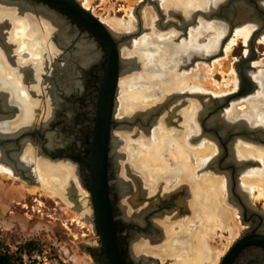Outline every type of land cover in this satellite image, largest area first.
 <instances>
[{"label":"rangeland","instance_id":"rangeland-1","mask_svg":"<svg viewBox=\"0 0 264 264\" xmlns=\"http://www.w3.org/2000/svg\"><path fill=\"white\" fill-rule=\"evenodd\" d=\"M79 1L81 2V6L83 8L91 11L106 26L111 27L117 31H124V32H126L125 30L131 31L133 28H135L136 26L135 7L140 2H142L144 3L143 7L146 8L147 11L150 8L153 9V11H155V16H153L150 20H149V17L151 16V14L148 17L147 16L148 12L145 10L143 11L142 18H143V21L145 22L143 25L148 26V27H153V28H150L151 29L150 31L154 29V31L156 30L158 32H161L160 30L156 28L157 22L151 25V23L159 16L157 14V10L155 9V7L152 4H149L147 0H133L130 2L127 0H88V1L79 0ZM158 1H159L160 6H162L163 9H165L167 13L166 16L169 19H175L174 17L171 16L172 15L171 11L167 10L168 6L167 4L165 5L166 2L164 0H158ZM182 1L181 0H172V1L168 0L167 2H170L169 6H173L171 8L173 9L177 8L179 9V12H180L181 10L183 9L186 10L187 8L193 9L195 7L207 6V4L210 1L212 2L213 0H188L190 3L189 4L190 6H187V8L181 5ZM26 15L27 14H25L24 16ZM23 20L26 21V19H23ZM148 20L151 22L150 24L148 23ZM2 21H4L5 24L7 23L6 24L7 25L6 36L10 37L11 35L9 42L15 44L14 51L21 52L23 49L20 43L12 39L13 29L11 25H9V23L10 21L13 22V20L9 17L8 18L5 17V19L3 18ZM176 21L178 23H182L180 20H176ZM213 22H222L223 24L227 26V27H223L225 31L223 32L218 44H216L214 47H212L213 45H211L209 41L215 32L212 29H207V26ZM41 25L44 26L43 20L41 22ZM128 25H130L131 27L126 28ZM242 25L243 24H241V26ZM237 27H240V26H237ZM236 28L234 30V33L228 38H226L225 43L223 45L222 52H219L218 48H219L221 40L225 38V36H227L228 24L225 21L224 22L220 20L216 21V19L207 20L206 18H201L200 20L199 18L195 24H191L190 26H188V29L185 33H182L178 36L179 40L181 39L180 42H177L176 40L174 44L171 43V47L173 48V50L181 49L182 45H185V44L186 46H188L187 47L188 49H186L184 52H181L179 54L177 53V58H180L181 56H184V57L183 59H180V64L179 65L177 64L176 66L177 69H174L173 71L175 78L180 74H184L186 75V79L188 82L187 84L198 86L196 88H192L191 89L192 92H195V91L202 92L205 90L204 92L206 93L193 94L189 90L183 91L181 95L178 97V99L182 101L184 100L185 104L181 103V105L176 110L181 114L182 118L179 119L178 115L173 114V117L171 118L172 120L169 122V124L167 122L161 123L162 125L159 124L161 118L163 119V117L166 116L167 114L166 112H168L169 110L168 109L166 111V107H165L164 109L165 112L161 115V113L164 110L161 111L157 115V119H155V121L152 122V124L149 126L148 129L142 128V126L139 123H135L130 126H124L122 127V129H119L117 126H115L112 129V134L114 135V137L117 139L124 138V139H121L122 140L121 143L115 146V150L117 152L123 151L125 152V155L123 154L122 156L116 159L117 167L115 168V170L113 169V167L111 168L110 174L112 175L113 182H116V179L118 176L122 177L126 174L125 171H127L128 166L129 168L131 167L133 172L135 173L140 172L144 174L143 176L148 177L149 178L148 180L151 184L152 180L155 178V175L157 173L164 172V171L166 172V170L168 169L180 167L184 169L189 168L191 171L192 170L196 171L197 168H199V166H202L205 162L207 163V165L211 162L212 159H213L212 162H214L215 160L214 158H217L216 156H218V154L221 151L220 143L214 138L213 135H209L211 133L207 132L206 134H203L202 127L199 124V122L194 120L193 118H192L193 121L190 119L191 114L189 115L190 117L186 116L185 119L183 117L187 115V112H189L188 109H191L194 100L195 101L197 100L198 102L200 101L199 103L202 104V105L200 104V108L201 106L204 107L205 105H208V104L211 106L212 98H215V99L223 98L239 90L238 89L239 88V74L237 71L236 64L244 56H246L247 53L249 52L250 38H251L252 33L248 37L247 41H244L241 37L235 36ZM150 31L147 28H144L143 31L138 36H135L132 38L130 45L133 46L134 50L137 44L135 40L137 38H140V36H142L143 34L144 35L149 34ZM170 31L171 33H174V36H176L178 33L177 30H173V29H171ZM262 35L263 34H261L257 38V41L255 42V57L250 62V67L248 68V72L252 74L253 77L255 74L257 75V74H261L262 71L264 72V41L261 40V38H263L264 36L262 37ZM235 37H236V40H234ZM127 44L122 43L120 46V52L122 51L120 54L122 58L124 56L123 50H125V47L129 45ZM194 49L202 50L204 52L203 54L205 53L210 54V57L206 60L197 58L194 61H192V59L190 58H191V55ZM1 50L3 51L4 56L7 58V52H5L2 48ZM49 50L51 51L50 47H49ZM21 54L22 55L24 54V58L26 59H34L32 58L31 53L27 52V49L23 51ZM133 54L137 58L136 60L138 62V67L134 68L133 70L129 72H126V74L122 75V77L120 78L119 86H118L117 93H116V106H115V112H114L115 118H120V117L125 118L126 117V116L118 117L119 110L121 108L120 107L121 99H122V96L124 97L125 95L123 88L120 85L122 81H125V80L129 82L132 81L131 87H135L136 86L135 84L139 83V81H142V79L138 77L139 75H141V72H138V71L145 68L144 58H142V56L138 53H133ZM148 57H149L148 63L153 65L154 64V60H153L154 54L152 51L150 52V56ZM24 58L20 56L19 57L15 56V59L17 63H19V65H20L21 60ZM184 59H187V61H184ZM8 61L12 63L11 60H8ZM10 62H7V63L10 65ZM218 64H220L221 67ZM19 65H15V66H19ZM231 69L234 70V73L237 76V84L233 83V75L231 73ZM220 71H224V72H220ZM179 72L181 73L178 74ZM136 74L138 75L137 76L138 78H136ZM197 75H200L201 82H198V80L195 79ZM40 76L41 75L38 72L35 75V78L37 79V81L26 82L28 83L26 85L27 86L31 85V87L33 88V91L29 93V96H30L29 98L31 101L36 103V105L38 104L35 109L36 115H38L39 118L41 116H43L44 118L46 108L43 104V99L40 96L42 92L41 90L42 82H41ZM151 78L155 79L156 76L155 75L153 76V74L151 76V74H149L146 77L147 81H150ZM227 80L228 81L230 80V81L227 83ZM147 81H144L142 83H146ZM166 81L167 79L164 81L162 80L160 81L161 84L165 87V89H167L166 87H168V85L169 86L172 85L171 81H168V83H165ZM253 81L255 82L256 85L252 92L244 96H241L237 99H233L229 101V103L224 104L222 106V108L219 111V114L223 116V118H224V111H226L232 105V102L236 104L239 103L240 105L244 104L243 107L245 108L247 104H250V102H252V99H256L255 95H258V93L261 91L262 88L258 80H253ZM142 83H139V84H142ZM186 86H189V85H186ZM137 92L138 91L136 89L132 90V93L133 94L135 93V95L137 94ZM167 92L168 91H166V93L161 94L162 97H159V98H156L155 94L149 95L147 93L148 95L142 97L141 100H138V101L136 100L137 104L138 105L145 104L147 107L150 108V106H153V103L155 101L160 100V99L162 100L166 99L167 95L170 94ZM250 96L251 97L255 96V97L248 99V97ZM188 97H191L192 99L191 106H189L187 102H185L188 99ZM260 100H261V103L264 101V99L262 98ZM137 104L134 105V107H131V111L133 109L132 111L133 113L132 112L128 113L127 114L128 117L133 115L135 111L138 112L142 110L141 108L137 107ZM174 106H176V104H174ZM239 106H238L239 109L237 108L238 111L233 115L234 120H239L238 118L243 115V110H241L242 107H239ZM261 106L264 109V105L261 104ZM261 106H258V107H261ZM185 110H187V112H185ZM126 113L127 111H124V114ZM192 117L195 118V115ZM212 117H215V114H211L208 119L210 120V118ZM252 118H254V116ZM186 129H188L190 133L186 132ZM194 129L196 130L198 129V130L194 131ZM200 131L202 132V134L197 136L200 133ZM48 133H51V132H47V134ZM125 134L127 135L126 137H125ZM128 135L130 136V138L128 137ZM234 137L235 139L233 141V144L235 146L232 148L234 152L231 151V154H232L231 156L236 157L238 159H246V160L249 159L250 161H252L246 164L243 168H241V170H239L240 173H239L238 180H239L240 189L242 191H245L248 198H251V202L253 204L264 209V190L263 188L256 187L257 185L255 186L253 185L249 187V185L243 181V180H247L248 178H250V176L252 178V172L257 173L258 175H260V177H261V174H264L263 159H261L259 156L256 157L253 154H250L247 152L243 153L239 151V144L241 145V144L246 143V145L248 146V149H250L252 152L253 150L254 151L256 150L259 154H264V144L258 141L249 140L248 138H244L241 135H236ZM155 138H158L159 142L160 141L163 142V140L165 141V139L166 140L168 139V141L172 142V147H169L168 145V147L165 148L166 150H162L161 152H159V149H158L159 145L156 144ZM172 138L174 140H171ZM125 139H126V142H125ZM211 145H215L217 149L216 151L209 153L211 151L210 149ZM175 146H177L178 150L176 152L179 155H182L183 153L182 156H184L185 151H187L188 155L190 153L192 162L185 159L187 160L186 165L180 164L177 161L178 157L174 154ZM206 146H208L207 148L208 151L204 149V147ZM29 147L31 148V150L33 149L35 151L33 155L31 154L32 157L30 158H28L29 156L27 155V152L30 149ZM23 151H24V154L22 153ZM200 151L201 153L202 151H205L207 153V158L205 159V161H203L202 164H198L197 163L198 159H196V158H199ZM22 152L18 154V158H20L19 160H21V162H24L26 164H28V162H31L28 165V166H31L29 167L28 172L30 176L34 175L35 177L33 176V178L37 180L36 181L29 180L28 178H23L21 175L16 173L14 171L15 166L12 163L11 164H8L7 162L5 163V160L2 157V153L0 152L1 154L0 163L7 166L8 167L7 170L11 174V175L6 176L3 171H0V238L5 242V244L9 247V249L13 252L17 251V253H19L23 249H27L31 251L39 249L44 255L48 257V259L52 262V264H96L95 262H93V258L89 254V252H87V250H85V248H83L82 246V244H87V243H90V244L98 243L99 237H98V232L95 228V223L93 220V209H92V204H91L90 199H89L90 200L89 208H90V213H91L92 218L90 217L89 213H87V215L82 213L87 209L86 206L84 205V202L82 201L85 198V196L87 197L88 194H90V192H89V188L82 183L81 173H79V167L76 166L77 163L71 160L65 161L62 158H59L58 160L57 159L52 160L50 157L45 156L44 154L38 152V145L36 144V142H26L24 150H22ZM138 159L142 162L141 165H138L137 163ZM38 161L39 163H42V164H45V163H49L51 165L68 164V166L74 167L72 172L66 174L67 175L66 189H65L64 195L55 194L54 192H50L49 190H46L43 187L41 178L37 174L38 172L37 169L39 168ZM36 165L38 168H36ZM202 170L208 171L206 176H202V182L205 181V185H206L207 198L208 199L213 198L214 200H217V202L215 203V206L218 208V210L222 209L223 215L224 216L226 215L227 218L229 217L233 219L234 224H235V220H238V210H237V207L231 204L230 201L228 200V195H229L228 187L229 186H227L228 179H227V176L225 175V172L222 169L220 170L219 168H215L209 165L204 167V169ZM28 172H26L25 174L28 175ZM262 177H263V182H264V176ZM58 185H61V184H58ZM114 185H115L114 188L116 190L115 199H114L115 200L114 201L115 213L117 217H120L121 215L120 205L123 202L122 201L123 197L119 195L116 184ZM30 188H36V191L32 192L30 191ZM67 189H70L68 193H66ZM257 190L259 191V193ZM185 192H186L185 189H182V191H179V193L175 196L174 201L177 203L178 200L182 196L186 195ZM261 192H262V197L260 195ZM256 196L259 198H257ZM174 207H176L175 204L173 205V208ZM189 212H190V209L187 207L186 212H184V214L182 212V214L187 215L189 214ZM210 217H213V216H210ZM203 220L204 219H202V222ZM206 226L208 227V229H203V232L206 230L208 231L210 230V237L208 238L209 243L221 249L219 250L220 253L223 251H226V249L231 244L236 234L235 235L231 234L229 232V229L225 226L223 227L218 226L217 228L214 227V226H217V220L209 221L208 223H206ZM121 228H123V226ZM164 234H165L164 229L163 227H161V238L164 236ZM203 237L206 238L204 235ZM27 243H31V248L26 246ZM134 251L137 252L136 250ZM147 254L153 255V257L151 256L153 260L150 261L149 264H181L182 259H183L182 257L175 256V255H168L165 258H163L161 256V253L158 254L157 252L147 253ZM191 256H193V254H191Z\"/></svg>","mask_w":264,"mask_h":264},{"label":"flooded vegetation","instance_id":"flooded-vegetation-1","mask_svg":"<svg viewBox=\"0 0 264 264\" xmlns=\"http://www.w3.org/2000/svg\"><path fill=\"white\" fill-rule=\"evenodd\" d=\"M13 1H16V3H24L26 6L25 8L28 9L27 11H29L31 13V16L36 19L38 18L40 20L46 19L48 23L55 21L57 27L56 26L54 27L58 28L59 31L60 29L64 30L68 36L65 35V37L67 38V42L65 45H62L61 42L59 41V31H56L55 29L52 30L51 38L54 39V42L57 44V47L59 49L58 52L51 57V61L49 64L48 62L45 61L46 58L44 59V65L42 67V70H39V73L41 75L40 76L41 82H42L41 84L42 92L40 96L43 99V104L46 103V105H48V107L45 106L46 111L44 114V118L42 116L41 117L42 119L40 118L39 121L34 122L32 125H25L23 127L14 128V129L2 128L1 126L3 127L6 126L7 121L11 122L12 119H14L13 120L14 123L19 122L21 124L23 120L22 118L23 114L21 109L22 108L21 99L18 97L19 95L17 96L16 92L13 91V88L15 87V85L17 86V84L10 86L11 94L6 88H2V86H0V107L2 106L0 108V152L2 153V157L4 158L5 162L11 164L9 160L14 156L19 160L18 154H20V152L24 149L26 142H36V144L38 145V152L44 154L45 156L50 157L52 160H56V159L58 160L59 158H62L65 161L71 160L77 163L76 166L79 167V173H81L82 183L89 188L88 171H89L90 144H91V137L93 134L92 124L96 119L95 112L97 108L96 106L97 92L100 88L99 85L102 79V73L105 70V65L107 60L105 46L94 34H92L87 28L81 26L71 16L67 15L58 8L42 0H13ZM70 1L71 0H66L65 3L63 1L58 0L59 3L64 4L67 8L77 10L75 4H73ZM147 16L149 17L150 14ZM39 19L38 21L41 24V21ZM169 22L170 21L168 20L167 21L161 20V23L160 24L158 23L156 28L161 32H167V33L171 32L170 31L171 29L177 30L175 26H173ZM148 23L150 24L149 20ZM177 31L180 34H182L181 31L179 30ZM175 37L176 36H174V38L171 37L167 39L170 47H171V43L174 44V42H176L177 38L175 39ZM164 40L165 39H163V41ZM81 42L83 44H87V45L89 44L90 48L89 47L88 48L90 52L94 53V56L89 61L84 62L82 60L81 61L78 60L77 58L76 52L78 48H80V46L78 45L79 44L81 45ZM160 44L164 45L163 43ZM0 47L1 48L4 47L3 50L7 52V54H10L11 45L10 44L8 45V41L7 40L5 41L4 38L3 40H0ZM44 49H45V56L48 57L47 47L46 48L44 47ZM119 52H120V48H119ZM21 56L24 57V54ZM120 57H121V65L123 69V63H122L123 58L122 56ZM181 57L177 58L176 60L167 59L169 61L171 60V62L166 61V58H163V61H165L169 65H167L166 68L164 67L159 68L160 71L159 73L157 74L153 73L156 76L154 81L158 82L160 79H164V78L168 79L169 77H171L172 85L169 86L167 84L168 87H166L167 89H165V87L162 84L157 83L154 86V91H155L154 94L156 98L162 97L161 94L166 93V91H168L167 93L170 94L167 95L166 99L157 100L153 103V106H150V108L147 107L148 109L152 110L151 111L152 115L151 114L149 115L148 113V115L146 116L147 119L146 121L139 116L134 118L135 119L134 124L139 123L142 126V128H147V126L149 128V126L152 124L151 122L153 121V119H157V115L165 109L168 103L169 104L166 107V111L168 109L170 110H168L167 116L169 115V112L173 113L174 112L173 110H177L178 107L181 105V103L185 104L184 100L182 101L178 99V97L174 98L175 93H180L181 95L183 91L182 92L176 91L174 90L173 87L174 86L173 83L175 82V80L173 79L174 76L173 71L174 69H177L176 67L177 64L178 65L180 64V59H183L184 56ZM25 59L26 58H24V60ZM12 63H10V66L12 68H17V69L19 67L23 68L18 70V72L19 75L20 74L22 75L21 84L25 88L27 86L26 84H28L26 82L37 81V79L34 78L37 72H35L33 68H27L32 66H27L26 68H24L25 67L24 65L16 67L15 65H18L16 59H13ZM66 66L68 67V71H70L72 76L71 77L72 79L71 78L68 79L70 80L69 82L68 81L63 82L65 78V73L68 72L67 70H65ZM144 70L145 69H142L140 71L142 74L140 75L142 80H144L148 76L147 73L146 74L142 73ZM30 71L32 74L30 73ZM241 71L244 78L250 77V81L252 80V78L253 80H256L253 77V75L248 72V68L246 69L244 68ZM122 75L119 77V81ZM49 80L51 84L49 83ZM240 80L241 78L239 77V85H240ZM165 83H168V81H166ZM69 84L71 85V87H68ZM51 85H52V89H51ZM30 86L31 85H28L27 87L29 88ZM49 89H51L50 92ZM187 90H189L193 94L206 93L204 92L205 90L203 92H198V91L192 92V90L190 89ZM172 94L174 97H171ZM47 96H49L50 101H47L48 99ZM255 96L257 97V95ZM255 96L252 97L250 96L248 97V99L254 98ZM185 102H187V104L191 106L192 103L191 97H188V99ZM174 104H176V106H174ZM218 105H219L218 102L216 103L212 102V105L210 106L211 110L214 107H217ZM202 109L203 107L201 106L199 113H196L194 119L198 121L199 124L201 125L203 134H206L207 132L211 133L209 135H213L214 138L220 143L221 151L218 156L224 154L225 162L222 161L221 163L218 162L214 163L212 167L219 168L220 170L222 169L225 172V175L227 176L228 173L230 177H231V173H234L238 170L237 177H239V170L241 168L238 167V165L241 163L237 165L235 160H237L238 162L240 160H246V159L239 160L236 157H232V156L229 157V154L232 155L231 151H233L232 148L235 146L233 144V141L235 139L234 136L241 135L244 138H248L249 140L258 141L264 144V136L262 132L258 133L255 131V128H259L260 126L264 127V119H260V118L257 119L254 117L252 118L254 120L253 122L252 120H249V118L246 115L244 116L242 115L238 118L239 120H234L233 118L234 116L232 117L228 116L226 114V111H224V119L227 122H233L234 124H236L231 129H229L230 128L229 124L226 121L224 122L221 117H218L219 115L218 113L215 114L216 118L214 117H212L213 119L210 118V120L208 121L209 123L207 122L203 123L202 122L203 119L201 118ZM157 110L159 111L157 112V115L154 116L153 113H156ZM164 112L165 110L161 113V115ZM177 115L179 119L182 118L180 113H178ZM213 120H217V122L216 121L214 122ZM246 126L248 127L246 128ZM47 132H51V133L47 134ZM202 132L200 131V133L197 136L202 134ZM48 135H51L52 137L54 136L53 139H55L56 142L53 144H48ZM205 165H207L206 162L202 166H199V168H197L196 171L195 170L191 171L189 168L184 169L180 167L168 169L166 170V172L164 171L157 173L155 175V178L152 180L151 184L148 180L149 179L148 177H145L143 176L144 174L137 172L136 175L137 176L141 175L138 176L141 178L139 179L136 176L135 179L137 181L138 187L142 186L146 191V196L143 197L141 195H138L135 196L133 202H128V201L125 202L124 194L122 195L119 194L123 197V202L121 203V207H120L121 210L120 217H117L115 213L114 199H115L116 190L114 188L115 183L113 182L112 175L110 174L111 175L110 191L113 194L112 208L115 217V227L118 234V241L121 249V254L125 264H149V262L153 260V258H151V256L153 257V255L150 254L148 255L147 253L157 252L158 254L161 253L162 255L164 254L167 256L170 255V249L171 248L173 249L176 246V244H179L181 242L182 240L181 236L183 234V230L186 231L185 235H187L188 237H193V235L191 234L193 230V227L192 228L190 227L192 226L191 224L193 225L197 224V227L199 226V224L201 226L202 219H204V217L207 215L217 216L218 220L216 219L217 220L216 228L218 226L220 227L225 226L229 229V232L231 234L234 235L236 234L234 236L233 241L226 249V251H223L221 252L222 254L221 253L219 254L217 264H264V209L256 206L251 202V198H248L245 191H242L240 189L239 180L235 185H233V182H231V178H230V181L227 180L230 191L228 195V200L230 201L231 204L235 205L238 210V220H235V224H234L233 219L224 216L222 209L218 210V208L215 206L217 200H214L213 198L210 199L207 198L205 181L202 182V176H206L208 172L204 170L205 171L204 173V171L202 170L204 169V167H206ZM111 168H112V162L109 161V170H111ZM14 171L19 175H21L23 178H28L29 180L36 181L33 178V176L25 174V172L20 168L18 169L15 167ZM141 179L144 182H142ZM140 182L142 185L140 184ZM154 188L157 189L154 190ZM136 189L131 192L132 193H134L135 191L137 192ZM182 189L186 190L185 192L186 195L182 196L176 203L174 201V198L179 193V191H182ZM174 204L176 205V207L173 208ZM147 205L148 207H146ZM140 206L141 207L144 206L146 209V210L144 209L145 211H143L144 215H142V222L143 221L144 222L142 224L141 221H137L136 219L134 220V216H133L134 213L136 214V212L138 211V207ZM187 207L190 209V212L187 215H183L184 212H186ZM178 222H184L183 226H179ZM230 224H232V227ZM122 226L123 228H121ZM161 227H163V229L165 228L164 229L165 234L162 238H161ZM154 236L158 238L160 237V239H157ZM143 240H149V241H145L146 244L143 245V247L141 248L143 250H141L138 247L140 246L139 244H141ZM259 243L260 244L263 243L262 244L263 246L262 245L259 246L260 245ZM164 244L166 246H164ZM135 245L138 246L136 247ZM161 245H163L164 247ZM82 246L92 256L93 262H95L96 264H109L103 246L99 241L96 244L87 243V244H82ZM134 250H136L137 252H135Z\"/></svg>","mask_w":264,"mask_h":264},{"label":"bare ground","instance_id":"bare-ground-1","mask_svg":"<svg viewBox=\"0 0 264 264\" xmlns=\"http://www.w3.org/2000/svg\"><path fill=\"white\" fill-rule=\"evenodd\" d=\"M58 2V0H55ZM88 1V0H86ZM127 1H133V0H127ZM166 3L165 5L167 4V6H169L170 2H167L168 0H164ZM172 1V0H171ZM182 1V0H181ZM59 3V2H58ZM86 3V2H85ZM60 6H63V7H66L64 4H61L59 3ZM189 1L188 0H183L181 5H183L185 8H187V6H190L189 5ZM87 6V5H86ZM25 4L24 3H16V1H13V0H0V40H4L8 41V45L10 44L11 45V52L10 54H7V58L4 56V53L3 51L1 50V47H0V79L1 80H5L7 83H9V80L11 81L10 83V86L11 85H15L17 84V86L15 85V87L13 88V91L16 92V95L21 99V109H22V123L20 124L19 122H13L14 119H12L11 122H8L7 125L5 126V128H19V127H23L25 125H32L36 119L37 121L40 120V117L38 115H36V103H34L33 101L30 100V96H29V93H31V91H33V88L30 86L29 88L26 86V88L21 84L22 83V75H19V72L18 70L20 69H23L22 67H19L18 69L17 68H12L7 62H10L8 60H11L13 61V59H15V56L17 57H22L21 53L23 51H25L27 49V52L31 53L32 55V58L34 59H22L21 62H20V65L19 63H17L19 66H22L24 65L26 68L27 66H32V67H27V68H33V70L35 72H39L38 70H42V67L44 65V59L46 62H48V64L50 63L51 61V57L53 55H55L57 52H58V47H57V44L54 42V39L51 38L52 36V30L55 29L56 31H59L57 27V24L55 21H52V22H49L46 20V19H39L41 22L42 20L44 21V26L40 24V22L38 21V19L34 18L31 16V13L29 11H27L28 9L25 8ZM70 9V8H68ZM78 10V9H77ZM147 11L146 8L143 9V11ZM32 11V10H31ZM76 11V10H75ZM143 11H142V17H143ZM79 12V11H78ZM148 15L151 14V16L149 17V20L152 18V15L155 16V11H153V9H148L147 11ZM170 12V11H169ZM80 13V12H79ZM172 13V12H171ZM25 14H27L26 16H24ZM41 14V13H40ZM167 14V13H166ZM28 16V17H27ZM132 16V15H131ZM5 17H9L13 20V22L10 21L9 25H11L12 29H13V40L14 41H17L20 43L21 47H22V51H18V52H15L14 51V46L15 44H11L9 41V39L11 38V35L10 37L6 36V30H7V23L5 24L4 21H2V19ZM82 17V16H81ZM136 17V16H135ZM23 19H26V21H24ZM165 19H168V17L166 16ZM143 20V18H142ZM158 21V18H156L152 23L151 25H153L155 22ZM167 21V20H165ZM250 22V21H248ZM59 23V22H58ZM132 23V21H131ZM136 23V22H135ZM145 22L143 21V24ZM125 24V23H124ZM134 24V23H133ZM6 25V27H5ZM90 26H92L91 24H89ZM257 24H255L254 22H250V23H243L242 26L240 27H237L236 28V37H241L244 41H247L248 37L251 35V33L253 32V30L255 31V27H256ZM56 26V27H54ZM44 27V28H43ZM93 27V26H92ZM131 26L128 25L126 28H130ZM223 27H227L225 24H223L222 22H213L211 23L210 25L207 26V29H212L214 30V35L210 38V44L213 45L212 47H214L216 44H218V42L220 41L221 39V36L223 34V32L225 31V29ZM95 28V27H94ZM150 28H153V27H150ZM45 29V31H44ZM96 29V28H95ZM94 29V30H95ZM115 30V29H114ZM151 30V29H150ZM116 31V30H115ZM125 31H129V30H125ZM117 32V31H116ZM124 32V31H123ZM254 33V32H253ZM262 37L264 36V32L262 33ZM66 32L62 29H60L59 31V41L61 42L62 45H65L66 42H67V38L65 37ZM68 36V35H67ZM116 36V39L120 36L118 33L115 34ZM174 36V33H171V32H158V31H154V29L152 31H150L149 34L147 35H142L140 36V38H137L135 41L137 42L136 46H135V50L133 49V46L130 45V43H125L127 44L128 46L125 47V50H123V70H125L126 72H129L131 70H133L134 68H136V64L134 63L133 59L134 57L136 58V56L133 54V53H138L142 56V58H144V62H145V70L142 72L144 74H152L154 73H159V68H166L167 64L165 61H163V58H166V61H169L167 59H174L176 60L177 59V53L179 54L180 53V49L178 50H173V48H171L169 46V42L167 41L168 38H173ZM236 37L234 40H236ZM21 39V40H19ZM162 39H165L164 41ZM157 40V41H156ZM262 41H264V37L261 38ZM159 42V43H158ZM160 43H163L164 45L160 44ZM197 43V42H196ZM231 43V42H230ZM233 43V42H232ZM154 44V45H153ZM7 46V45H6ZM78 46H80V48H78L77 52H76V55H77V58L78 60H82L84 62L86 61H89L92 59V57L94 56V53L90 52L89 50V44H83L81 42V45L79 44ZM19 47V46H18ZM44 47L46 48L47 47V51H48V57L45 56V49ZM49 47L51 48V51L49 50ZM89 47V48H88ZM188 46L185 45H182V51L185 50V49H188L187 48ZM231 47V46H230ZM4 48V47H3ZM2 48V49H3ZM120 48V47H119ZM209 48V46H208ZM134 50V51H133ZM229 50V49H228ZM76 51V50H74ZM153 52L154 54V64H150L148 63V60H149V57L150 56V52ZM42 52V53H41ZM122 52V51H121ZM230 53V52H229ZM43 54V55H42ZM227 54V53H226ZM27 55V54H26ZM121 55V54H120ZM76 57V56H75ZM24 58V57H22ZM66 61V60H64ZM171 62V60L169 61ZM11 63V62H10ZM65 63V62H64ZM74 63V62H73ZM220 63V62H219ZM67 64V63H66ZM216 64V63H215ZM74 65V64H73ZM220 65V64H218ZM152 66V67H151ZM18 67V66H16ZM169 67V66H168ZM221 67V65H220ZM230 67V66H229ZM64 68V67H63ZM219 68V67H217ZM60 69V68H59ZM65 70L68 71V67L66 66ZM137 70V69H136ZM142 70V69H141ZM140 70V71H141ZM138 71V72H140ZM213 71V70H212ZM41 72V71H40ZM126 72L124 74H126ZM220 72H224V71H220ZM31 73V71H30ZM63 73V72H61ZM133 73V72H131ZM231 73L233 75V83L237 84V76L236 74L234 73V70L231 69ZM32 74V73H31ZM123 74V75H124ZM153 74V75H154ZM210 74V73H209ZM224 74V73H223ZM73 75V74H72ZM142 75V74H141ZM162 75V74H161ZM132 76V75H131ZM136 74V78L140 77L141 76ZM212 76V75H211ZM34 77V76H33ZM72 76H71V73L70 71H68L67 73H65V78L63 80V82H69L70 79ZM35 78V77H34ZM254 78L256 80L259 81L260 85H261V91L258 93L256 99H252V102H250V104H247V106L244 108L243 105L241 106L240 104H236L234 102H232V105L226 110V114L228 116H233L237 111H238V106L239 107H242L241 110H243V116L246 115L249 120H252L254 122V120L252 119V117H257V119H264V109L263 107L261 106L264 105V102L261 103V98H264V72L262 71L261 74H255L254 75ZM30 79V78H29ZM72 79V78H71ZM129 79V78H128ZM159 79V78H158ZM167 78H164V79H160L158 82L154 81L155 79L151 78L150 81H147V79L145 78L144 80L142 81H139V83H142L144 81H147L146 83H142V84H135L136 86L135 87H131V82L125 80V81H122V83L120 84L121 87L123 88V91L125 93L124 97L122 96V99H121V108L119 110V116H126L125 118L124 117H120V118H115L114 115H113V119H116L117 120V123L115 125H113L111 127V133H112V129L117 126L119 129H122V127L124 126H130V125H133L134 122H135V119L136 117H141L143 120H147L146 119V116L151 114V109H148L147 106L145 104H142V105H138L137 104V101L138 100H141L142 97L146 96V95H151V94H154L155 91H154V86L155 84L159 83L161 84V80L164 81L166 80ZM198 80V82H201V79H200V75H197L196 78ZM48 80V79H47ZM75 81V80H74ZM167 81H172L170 79V77L167 79ZM230 81V80H229ZM227 80V83L229 82ZM72 82V80H71ZM70 82V84H71ZM156 82V83H155ZM49 83H50V80H49ZM218 83V82H217ZM51 84V83H50ZM66 84V83H65ZM69 84L68 87H71V85ZM187 84V83H186ZM213 84V83H212ZM61 85V84H60ZM189 85L188 88L192 89V88H196L198 87L197 85H191V84H187ZM65 86V85H63ZM47 87V86H45ZM5 88V87H4ZM64 88V87H63ZM51 89H52V85H51ZM51 89H49V92L51 91ZM121 89V88H120ZM136 89L138 92L137 94L135 95V93L133 94L132 93V90ZM48 91V90H47ZM67 91V90H66ZM201 91V90H200ZM10 92V91H9ZM131 92V93H130ZM151 92V93H150ZM203 92V91H202ZM148 93V94H147ZM11 94V93H10ZM39 95V94H38ZM160 95V94H159ZM48 99L47 101H50L49 100V96H47ZM175 98V97H174ZM171 99V98H170ZM137 100V101H136ZM169 101V100H168ZM42 104V103H41ZM40 104V105H41ZM137 104V107L138 108H141L142 110L140 111H135V113L133 115H131L130 117L127 116L128 113H131L133 111H131V107H134V105ZM165 104V103H164ZM169 104V103H168ZM167 104V105H168ZM200 104L197 100L193 102V105L191 107V109H188L189 112H187V110H185V112H187V115H185L183 118L185 119L186 116L187 117H190L189 115L191 114V117L190 119L192 120V118L194 119V115H196V113H199L200 111ZM166 105V107H167ZM202 105V104H201ZM44 106H47L46 103L44 104ZM146 106V107H145ZM190 106V105H189ZM188 106V107H189ZM258 106H261V107H258ZM2 107V106H1ZM0 107V108H1ZM161 107V106H159ZM238 108V109H237ZM153 109V108H152ZM150 110V111H149ZM170 110V109H169ZM260 110V111H259ZM124 111H127L126 114H124ZM174 112L173 113H170L169 112V115L167 116L168 112H166V116L159 122L160 125H162L161 123H168L172 120L171 118L173 117V114L177 115L179 112L176 111V110H173ZM259 111V112H258ZM178 112V113H177ZM133 113V112H132ZM154 114V113H153ZM157 115V114H156ZM135 116V117H134ZM149 118V117H148ZM216 118V117H214ZM151 119V118H150ZM213 119V118H212ZM195 120V119H194ZM142 121V120H140ZM151 121V120H150ZM193 121V120H192ZM214 122L217 120H213ZM220 121V120H219ZM229 121V120H228ZM248 123V122H247ZM262 123V122H261ZM260 123V124H261ZM164 125V124H163ZM15 126V127H13ZM159 126V125H158ZM228 126V125H227ZM162 127V126H161ZM225 127V126H224ZM166 128V127H165ZM197 128V127H196ZM147 129V128H146ZM138 130V129H137ZM198 130V129H197ZM196 129H194V131H197ZM226 130V129H225ZM164 131V130H163ZM114 132V131H113ZM117 132V130H116ZM186 132H189L188 129H186ZM190 133V132H189ZM124 134V133H123ZM122 134V135H123ZM136 134V133H135ZM127 135L125 134V137ZM128 137L130 138V136L128 135ZM121 139H124V138H120V139H117L114 137V135L112 136V146H113V152L115 154V159H117L118 157L122 156L123 154L125 155V152H117L115 150V146L118 145L119 143H121ZM128 140V139H127ZM171 140H174L173 138ZM133 141V140H132ZM155 141H156V144L159 145L158 146V149H159V152H161L162 150H166L165 148L168 147H172V142L168 141V139L165 141L163 140V142H159L158 138H155ZM168 141V142H166ZM56 140L53 139V137L51 135H48V144H53L55 143ZM125 142H126V139H125ZM124 142V143H125ZM237 144V143H236ZM126 146V145H125ZM209 146V145H208ZM208 146L204 147L205 150L208 151ZM211 147V148H210ZM209 148L211 149V152L213 151H216V146L215 145H211ZM30 148V147H29ZM24 150V149H23ZM177 146H175V151H174V154L178 157L177 161L180 163V164H185L187 163V160L188 161H191L192 162V158H191V155L189 153V155L187 154V151H185L184 153V156L183 153L182 155H179L176 151H177ZM259 150V149H258ZM239 151L240 152H243V153H250V154H253L255 155L256 157L259 156L261 159H263V162H264V154H259L256 150L253 152L248 149V146L246 145V143L244 144H239ZM22 152V151H21ZM20 152V153H21ZM34 150L31 148L28 150L27 152V156L28 158L32 157V155L34 154ZM234 152V151H233ZM24 154V151L22 152ZM32 154V155H31ZM238 154V153H237ZM1 155V154H0ZM179 155V156H178ZM219 155V154H218ZM13 156V155H12ZM24 156V155H23ZM231 155L229 154V157ZM254 156V157H255ZM180 157V158H179ZM233 157V156H232ZM26 158V156H25ZM207 158V153L205 151H200V154H199V158H196L198 159L197 160V163L198 164H202L203 161H205V159ZM228 158V157H226ZM20 159V158H19ZM24 159V158H23ZM187 159V160H185ZM214 162L213 163H216L217 162V158H214ZM238 159V158H237ZM15 160V161H13ZM28 160V159H27ZM119 160V159H118ZM195 160V159H194ZM213 160V159H212ZM211 160V161H212ZM240 160V159H239ZM249 160V159H248ZM12 164H14V166L16 168H20L22 169L25 173L28 172V169L29 167L31 166H28L29 163L31 162H28V164L24 163V162H21V160H18L17 158L12 157L10 158L9 160ZM35 161V160H34ZM116 161V160H115ZM131 161V159H130ZM46 162V161H45ZM195 162V161H194ZM236 162V161H235ZM6 163V162H5ZM39 163V161H38ZM117 163V162H116ZM137 163L138 165H141L142 162L138 159L137 160ZM238 163V162H237ZM35 165V164H34ZM238 165V164H237ZM33 166V165H32ZM39 168L37 167L36 165V168L37 169V174L38 176L41 178V181H42V185L43 187L46 189V190H49L50 192H54L55 194H59V195H64L65 193V189H66V178H67V173H70L73 171V166H68V164H56V165H51L49 163H45V164H42V163H39L38 164ZM207 166V165H205ZM127 167V166H126ZM8 167L5 166L4 164L0 163V171H3L5 173L6 176L8 175H11L10 172H8ZM13 169V168H12ZM32 170V169H31ZM30 170V171H31ZM33 172V171H32ZM125 175L124 176H118V179L116 181L117 185H118V189L120 190V194H124L125 196V202H133L134 199H135V196H138V195H141V196H146V191L144 190V188L142 186L138 187V184H137V181L135 179V177L137 176L135 172H133V170L131 168H129V166L127 167V171H125ZM31 174V173H30ZM33 174V173H32ZM73 174V173H72ZM256 174V175H255ZM14 175V174H13ZM28 175H29V172H28ZM3 176V175H2ZM34 176V175H33ZM138 176H141V175H138ZM137 176V177H138ZM264 174H261V177L260 175H258L257 173H253L252 172V178L250 176V178H248L247 180H243L245 183H247L250 186H255L257 185L256 187H262L263 190H264V182H263V177ZM35 177V176H34ZM7 178V177H5ZM139 179L141 177H138ZM137 178V179H138ZM143 179V178H142ZM141 179L142 182H144L143 180ZM37 180V179H36ZM72 181V179H71ZM39 182V181H38ZM162 182V181H161ZM179 182V181H178ZM3 184V183H2ZM58 184H61V185H58ZM141 184V182H140ZM161 184V183H160ZM177 184H180V183H177ZM183 184V183H181ZM187 184V183H186ZM142 185V184H141ZM146 185V184H145ZM160 186V185H159ZM164 186V184H163ZM181 186V185H180ZM187 186V185H186ZM228 186V185H227ZM137 187V189H136ZM167 187V186H166ZM172 187V186H171ZM237 187V186H236ZM71 188V187H70ZM158 188V186H157ZM156 188V189H157ZM165 188V187H163ZM173 188V187H172ZM229 188V187H228ZM14 189V188H12ZM74 189V188H73ZM137 190L136 192V195H135V192L132 193L131 191L133 190ZM152 189V188H151ZM154 188V190H156ZM167 189V188H166ZM169 189V188H168ZM255 189V187H254ZM28 190V189H27ZM40 190V188H39ZM70 189H67L66 193H68ZM148 190V189H147ZM150 190V189H149ZM175 190V189H174ZM244 190V189H243ZM29 191V190H28ZM30 191L34 192L36 191V188H30ZM165 191V189H164ZM258 191V190H257ZM148 192V191H147ZM151 192V191H150ZM153 192V191H152ZM158 192V191H157ZM160 192V191H159ZM230 192V191H229ZM238 192V191H237ZM72 193V192H71ZM165 193V192H164ZM240 193V192H239ZM259 193V191H258ZM8 195V194H7ZM153 195V194H152ZM244 195V194H243ZM242 195V196H243ZM250 195V194H249ZM261 197H262V192L260 193ZM68 196V195H67ZM89 196V197H88ZM88 196L86 197L85 196V200L83 199L82 202H84V205L86 206V210L84 212H82L83 214H86L89 213L90 217L92 218L91 216V213H90V208H89V199H90V195L88 194ZM166 196V194H165ZM140 197V196H139ZM257 197V196H256ZM260 197V198H261ZM74 198V197H73ZM156 198V197H155ZM161 198V197H160ZM169 198V197H168ZM259 198V197H257ZM66 199V198H65ZM70 199V198H69ZM82 199V198H81ZM147 199V198H146ZM142 200V199H141ZM245 200V199H244ZM71 201V200H70ZM69 201V203H70ZM79 201V200H78ZM81 201V200H80ZM123 201V200H122ZM136 201V200H135ZM151 201V200H150ZM155 201V200H154ZM160 201V200H159ZM138 202V201H137ZM140 202V201H139ZM152 202V201H151ZM158 202V201H156ZM67 203V202H66ZM136 203V202H135ZM185 203V202H184ZM68 204V203H67ZM73 204V203H72ZM69 206V205H68ZM135 206V205H134ZM91 207V206H90ZM131 207V205H130ZM148 207V205L146 206ZM85 209V208H83ZM93 209V207H92ZM132 209V208H131ZM145 207L144 206H140L138 207V211L136 212V214L134 213V220L136 219L137 221H141V224L144 222H142V215L143 214V211ZM127 210V209H126ZM150 210V208H149ZM215 210V209H214ZM79 213V212H78ZM128 213V211H127ZM168 215V213H167ZM220 215V214H219ZM226 216V215H225ZM224 217V216H223ZM88 218V217H87ZM93 218H94V213H93ZM221 218V217H220ZM89 219V218H88ZM129 219V218H128ZM217 219V216H213V217H210V215H207L204 217V220L200 226L197 227V224L196 225H193L191 224L192 226H190L191 228L193 227V230H192V235L193 237H188L186 234V231L183 230V234H182V240L179 244H176V246L172 249H170V255H175V256H179V257H182V263L181 264H217V261H218V255L220 253L218 247H216L215 245L213 244H210L209 241H208V238L210 237V230H206L203 232V229H208V227L206 226V223H208L209 221H212V220H216ZM86 220V219H85ZM209 220V221H208ZM218 220V219H217ZM240 222V221H239ZM160 223V222H159ZM183 223L184 222H178V225L179 226H183ZM231 223V222H230ZM163 225V223H162ZM231 227H232V224H230ZM165 226V225H164ZM196 226V227H195ZM216 227V226H214ZM213 227V228H214ZM230 227V228H231ZM234 227V226H233ZM235 228V227H234ZM232 228V229H234ZM165 229V228H164ZM232 232V231H231ZM234 232V231H233ZM141 235V234H140ZM203 235L206 237L204 238ZM148 236V235H147ZM151 237V236H150ZM155 237V236H154ZM180 237V238H181ZM203 240H202V238ZM157 239H160V237H155ZM140 239V238H139ZM155 240V239H154ZM219 240V239H218ZM145 241H149V240H143L141 242V244H139L140 246L138 248H142L144 244H146ZM214 242V241H213ZM260 244V243H259ZM263 244V243H262ZM262 244H260L259 246H261ZM152 245V244H151ZM256 245V244H255ZM136 246V245H135ZM138 246V245H137ZM136 246V247H137ZM163 246V245H161ZM164 246H166L164 244ZM163 246V247H164ZM263 246V245H262ZM157 247V246H156ZM159 247V246H158ZM148 248V247H147ZM146 248V249H147ZM167 249V248H166ZM143 250V249H141ZM191 254H193V256H191ZM222 254V253H221ZM161 256L163 258H165L167 255H162ZM178 257V258H179ZM144 261V260H143Z\"/></svg>","mask_w":264,"mask_h":264},{"label":"water","instance_id":"water-1","mask_svg":"<svg viewBox=\"0 0 264 264\" xmlns=\"http://www.w3.org/2000/svg\"><path fill=\"white\" fill-rule=\"evenodd\" d=\"M67 15L71 16L76 22L81 26L87 28L92 34H94L105 46L106 49V65L105 70L102 73V79L99 85V90L97 92L96 99V112L95 121L93 122V134L91 137L90 144V154H89V192L90 200L93 207L94 213V223L95 228L98 232L99 242L103 246L105 255L107 257L109 264H125L124 259L121 254V249L118 241V234L115 227V217L112 208V198L113 194L110 191V173L109 161L112 162V167L115 170L117 167L116 157L113 152L112 146V136L111 127L117 123L116 119H113L116 106V93L119 84V77L126 71L122 69L121 65V55L119 52V47L122 43H130L132 38L138 36L144 28L150 27L144 26L142 22V11L144 9V3L140 2L135 7L136 14V26L131 31H115L113 28L106 26L99 18H97L91 11L85 9L81 6L78 0H71L78 10L68 9L67 7L60 6V4L55 0H42ZM65 2L66 0H59ZM149 4H152L157 10L159 19L157 24L161 23V20H168L169 23L175 26V28L182 33H185L188 26L195 24L200 18L216 19L220 21H225L228 24L227 36L223 38L219 45V52H222L223 45L226 38L234 33L237 26L246 23L247 21H252L256 26V30L251 36L249 52L244 56L237 64V71L239 73L240 85L239 90L223 98H212V102H218V106L210 109V105H205L203 107L201 118L203 123H209V116L211 114H216L220 111L224 104L229 103L233 99H237L252 92L255 88V82L253 79L250 81V77H243L242 69L249 68L250 62L255 57V42L263 32H264V0H213L210 1L207 6L195 7L193 9L187 8L186 10H181L177 8H171L173 6H168L167 10L172 12V17L175 19H165L166 11L160 6L158 0H147ZM66 3V2H65ZM80 13H79V12ZM186 11V12H185ZM82 16V17H81ZM176 20H180L182 23H178ZM89 24H92L90 26ZM96 27V29L94 28ZM95 29V30H94ZM118 33L120 36L116 39L115 34ZM179 32L176 38L179 36ZM180 42L179 37L176 39ZM202 50L194 49L191 55L192 61L197 58L208 59L210 54H203ZM137 58L134 57L133 61L138 67ZM187 59H185L186 61ZM180 93H175V98L179 97ZM171 97H174L173 94ZM154 113L156 116L157 112ZM203 115V116H202ZM220 115V114H219ZM225 122L226 120L223 116H219ZM155 118V117H154ZM155 119H153L154 121ZM152 121V122H153ZM151 122V123H152ZM227 122V121H226ZM231 129L234 125L233 122H227ZM248 126H246L247 128ZM148 129V126H147ZM256 132H262L264 136V127L260 126L255 128ZM110 158V159H109ZM224 160V154L217 157V162L221 163ZM237 163V160H235ZM216 162V163H217ZM250 160H240L237 164L238 167L243 168L246 164L250 163ZM209 166H213L214 163L211 161ZM241 170V169H240ZM238 171V170H237ZM237 171L231 173V177L227 173V179L233 182L235 185L238 182ZM240 173V172H239ZM118 179V177H117ZM116 179V181H117ZM116 184V182H114ZM230 183V182H229ZM117 187V185H116ZM118 189V188H117ZM120 194V190L118 189ZM121 207V205H120Z\"/></svg>","mask_w":264,"mask_h":264},{"label":"built area","instance_id":"built-area-1","mask_svg":"<svg viewBox=\"0 0 264 264\" xmlns=\"http://www.w3.org/2000/svg\"><path fill=\"white\" fill-rule=\"evenodd\" d=\"M16 264H52V262L39 249L33 251L23 249L17 253Z\"/></svg>","mask_w":264,"mask_h":264},{"label":"trees","instance_id":"trees-1","mask_svg":"<svg viewBox=\"0 0 264 264\" xmlns=\"http://www.w3.org/2000/svg\"><path fill=\"white\" fill-rule=\"evenodd\" d=\"M31 243H27L26 246L31 248ZM16 261L17 251H11L5 242L0 238V264H16Z\"/></svg>","mask_w":264,"mask_h":264},{"label":"crops","instance_id":"crops-1","mask_svg":"<svg viewBox=\"0 0 264 264\" xmlns=\"http://www.w3.org/2000/svg\"><path fill=\"white\" fill-rule=\"evenodd\" d=\"M182 49L183 48H181L180 49V53L181 52H184L185 50H183L182 51ZM181 72H179L178 74H180ZM173 79L175 80V82L173 83V87H174V90H176V91H180V92H182V91H185V90H187V89H190V88H188V86H186L187 84L186 83H188L187 82V79H186V75H184V74H180V75H178L176 78H175V75L173 76ZM11 81L9 80V83H7L5 80H0V86H2V88H6L8 91H10L11 92V88H10V83ZM191 90V89H190ZM9 92V93H10ZM7 123H8V121H7ZM3 127V126H2ZM3 128H5V126L3 127Z\"/></svg>","mask_w":264,"mask_h":264}]
</instances>
